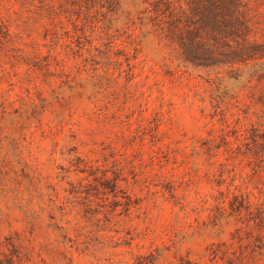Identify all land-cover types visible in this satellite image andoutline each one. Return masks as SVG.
I'll return each instance as SVG.
<instances>
[{
    "label": "rangeland",
    "instance_id": "374dc122",
    "mask_svg": "<svg viewBox=\"0 0 264 264\" xmlns=\"http://www.w3.org/2000/svg\"><path fill=\"white\" fill-rule=\"evenodd\" d=\"M54 2L0 0L7 32L0 35V264H118L154 249V264H205L212 242L227 233L217 237L193 214L176 216L168 182L186 200L209 194L208 167L187 157L193 141L223 126L224 109L223 120L242 127L255 120V108L238 114L229 94L220 112L205 107L196 96L205 88L198 73H164L151 48L143 72L134 70L137 91L125 86L124 73L88 56L90 27L69 47L59 37L50 44L62 65L51 57L50 72L34 69L30 63L48 50L42 36ZM258 89L245 88L237 100ZM47 180L65 198L59 224L90 210L80 233L70 224L72 240L50 225ZM105 181L117 182L113 193ZM79 182L81 194L74 192ZM130 226L135 238L126 243Z\"/></svg>",
    "mask_w": 264,
    "mask_h": 264
},
{
    "label": "trees",
    "instance_id": "16d2710c",
    "mask_svg": "<svg viewBox=\"0 0 264 264\" xmlns=\"http://www.w3.org/2000/svg\"><path fill=\"white\" fill-rule=\"evenodd\" d=\"M55 1L45 15L48 23L42 38L48 50L30 63L34 69L50 72L51 57L56 60L50 44L59 37L69 47L90 27L88 56L94 62L100 59L104 69L116 68L120 78L124 73L125 86L137 91L140 84L132 82L137 75L134 70L139 67L138 75L143 72L147 61L144 49L151 48L164 73L172 74L175 68L198 73L205 88L196 96L205 107L220 112L229 94L238 114L255 108L251 113L255 120L242 127L226 123L223 119L228 111L224 109L223 126L193 141L187 157H193L198 166L208 167L213 189L209 194L186 200V195L175 194L173 180L168 182V191L174 198L176 216L180 212L193 214L196 223L214 229L217 237L227 233L226 240L212 242L205 264H264V0ZM0 27L4 37L7 32ZM56 64L62 65L58 60ZM103 81L105 78L100 76ZM251 87L259 89L243 102L237 100L242 90ZM55 98L60 101L58 94ZM157 100L161 103L157 107H161L163 96ZM246 167L249 170L244 171ZM102 184L111 193L117 186L116 181ZM82 188L79 182L74 192L84 193ZM46 189L51 227L63 232L64 239L72 240L68 236L70 224L80 233L90 221V210L80 215L78 212L81 219L75 218L74 223L66 219L61 225L56 210L61 209L59 201L65 198L59 197L52 181H46ZM125 204L127 209L131 207V202ZM133 230L131 226L126 230V243L135 238ZM157 257L154 249L131 254L118 264H154Z\"/></svg>",
    "mask_w": 264,
    "mask_h": 264
}]
</instances>
